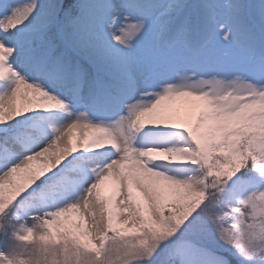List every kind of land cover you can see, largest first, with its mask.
<instances>
[{"label":"snow or ice","instance_id":"1","mask_svg":"<svg viewBox=\"0 0 264 264\" xmlns=\"http://www.w3.org/2000/svg\"><path fill=\"white\" fill-rule=\"evenodd\" d=\"M0 264H264V0H0Z\"/></svg>","mask_w":264,"mask_h":264},{"label":"rangeland","instance_id":"2","mask_svg":"<svg viewBox=\"0 0 264 264\" xmlns=\"http://www.w3.org/2000/svg\"><path fill=\"white\" fill-rule=\"evenodd\" d=\"M180 104H181V102H178V103H177V106L179 107V106H180Z\"/></svg>","mask_w":264,"mask_h":264},{"label":"bare ground","instance_id":"3","mask_svg":"<svg viewBox=\"0 0 264 264\" xmlns=\"http://www.w3.org/2000/svg\"><path fill=\"white\" fill-rule=\"evenodd\" d=\"M105 194L107 195V194H108V192L106 191V192H105Z\"/></svg>","mask_w":264,"mask_h":264}]
</instances>
